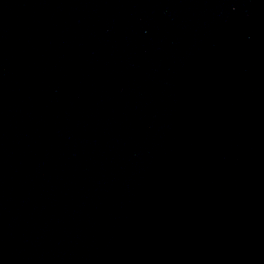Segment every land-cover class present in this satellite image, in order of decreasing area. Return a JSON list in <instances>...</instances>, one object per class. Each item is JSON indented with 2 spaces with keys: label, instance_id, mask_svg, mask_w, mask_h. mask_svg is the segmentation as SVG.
Returning a JSON list of instances; mask_svg holds the SVG:
<instances>
[{
  "label": "water",
  "instance_id": "95a60500",
  "mask_svg": "<svg viewBox=\"0 0 264 264\" xmlns=\"http://www.w3.org/2000/svg\"><path fill=\"white\" fill-rule=\"evenodd\" d=\"M0 264H264V86L158 103L0 0Z\"/></svg>",
  "mask_w": 264,
  "mask_h": 264
}]
</instances>
